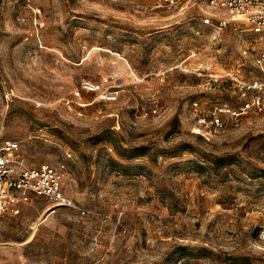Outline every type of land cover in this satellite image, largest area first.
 Listing matches in <instances>:
<instances>
[{
	"label": "rangeland",
	"instance_id": "obj_1",
	"mask_svg": "<svg viewBox=\"0 0 264 264\" xmlns=\"http://www.w3.org/2000/svg\"><path fill=\"white\" fill-rule=\"evenodd\" d=\"M222 14L0 0V136L26 165L64 159L84 209L31 196L0 215V264H264V85L241 83L264 73L249 25ZM254 94L262 108L243 107Z\"/></svg>",
	"mask_w": 264,
	"mask_h": 264
},
{
	"label": "built area",
	"instance_id": "obj_2",
	"mask_svg": "<svg viewBox=\"0 0 264 264\" xmlns=\"http://www.w3.org/2000/svg\"><path fill=\"white\" fill-rule=\"evenodd\" d=\"M177 0H164L167 5H173ZM208 5L222 10L223 14L217 18L219 26L232 21H241L249 25V29L255 34L254 40L258 47L254 57L255 65L264 73V0H208ZM205 23H210V16L202 18ZM246 87H261L264 78L259 81H241ZM83 87L87 91L96 92L100 98L115 99L109 86L101 80L86 79ZM263 99L259 94H254L246 101L243 107L261 109ZM210 123L211 131L217 132L222 127V120L214 114ZM20 145L16 140H3L0 136V215L19 213L22 204L31 196H41L55 205L76 207L80 211L83 208L77 206L74 201L63 191L64 173L67 168L64 159L56 163L41 162L29 166L22 163L19 156ZM71 156L66 152V157ZM259 236L264 240V230Z\"/></svg>",
	"mask_w": 264,
	"mask_h": 264
}]
</instances>
